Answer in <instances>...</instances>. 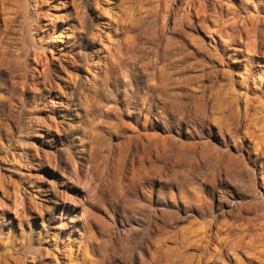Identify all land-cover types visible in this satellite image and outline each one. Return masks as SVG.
Here are the masks:
<instances>
[{
	"label": "rangeland",
	"instance_id": "1",
	"mask_svg": "<svg viewBox=\"0 0 264 264\" xmlns=\"http://www.w3.org/2000/svg\"><path fill=\"white\" fill-rule=\"evenodd\" d=\"M165 1L0 0V264H195L196 245L204 244L211 218L221 232L232 221L219 207L240 195L217 180L221 163L199 143L207 141L223 155L236 152L233 140L244 141L250 152L260 147L261 133L251 114L242 117V106L244 98L253 104L264 99V0H246L247 7L240 0L200 1L206 28L187 30L185 37L164 11ZM255 8L263 20L259 33L246 24ZM137 17L151 23L140 25ZM199 39L210 50L197 58L209 66L203 75L192 71L197 77L184 85L167 58L177 43L195 49ZM217 51L223 53L219 59ZM208 63L221 65L215 75ZM228 105L240 110L232 132L238 136L222 143L218 131H229ZM46 126L52 136L40 138ZM66 151L85 157L71 166L80 179L64 188L80 204L69 201L67 220L60 208L49 223L50 203L24 188L22 177L31 172L57 188L44 170L61 163ZM242 202L254 209L251 197ZM70 219L60 241L58 228ZM63 247L68 255L60 254Z\"/></svg>",
	"mask_w": 264,
	"mask_h": 264
},
{
	"label": "bare ground",
	"instance_id": "2",
	"mask_svg": "<svg viewBox=\"0 0 264 264\" xmlns=\"http://www.w3.org/2000/svg\"><path fill=\"white\" fill-rule=\"evenodd\" d=\"M195 1L196 0H166L165 2H167L166 4H164V6H166V8L164 6H162V8L165 10L164 11H167L168 12V17L170 18H176L177 21L173 22V23H176V28L178 31L181 32L182 36H188L189 35V32L188 31H196V32H202V29L203 28H206V19L207 18V10L205 8V5L202 4L203 3V0H197L199 2V4H197L198 7H195ZM196 1V2H197ZM202 1V3L200 2ZM206 1V0H204ZM164 2V1H163ZM169 2V3H168ZM240 4L242 7H247L249 5V2H247L246 0H240ZM252 5V4H251ZM254 5V4H253ZM187 7V10L185 9ZM255 7L258 8V4L255 3ZM211 8V6H210ZM240 8V7H239ZM254 8V7H252ZM254 9L255 10V14H253V16L249 17H246V24L249 25V29H251L253 32L255 33H259L260 30L262 29H259V25L261 23V20L258 16V12H257V9ZM156 9V8H155ZM147 10V9H146ZM152 10V9H151ZM161 10V9H160ZM251 10V9H250ZM253 10V11H254ZM244 11V10H243ZM144 12V11H143ZM162 12V10H161ZM166 12V13H167ZM145 13V12H144ZM143 14L142 17H145V15ZM148 13V12H147ZM151 13V12H150ZM141 14V15H142ZM149 14V13H148ZM147 14V15H148ZM152 14V13H151ZM154 14V12H153ZM146 15V16H147ZM167 15V14H166ZM236 15V14H234ZM247 15V14H246ZM151 16H154V15H151ZM139 18V24L142 25V24H146L145 26L148 27V23L149 22H144L143 20H149V19H145V18ZM218 17V16H217ZM220 17V15H219ZM244 18V16H242ZM148 18V17H147ZM164 18V16H163ZM167 18V17H165ZM164 18V19H165ZM263 18V17H262ZM153 19H156V16L155 18L153 17ZM163 19V20H164ZM173 19V20H174ZM151 20V19H150ZM149 20V21H150ZM172 20V19H171ZM209 20V19H208ZM155 21V20H154ZM166 21V19H165ZM216 21V20H214ZM153 22V21H152ZM171 22V21H170ZM210 22V21H209ZM264 22V21H263ZM151 23V21H150ZM159 23V22H158ZM166 23V22H165ZM138 23H136L137 25ZM153 24V23H152ZM155 24V23H154ZM153 24V25H154ZM211 24V23H210ZM209 24V25H210ZM216 24V23H214ZM244 24V25H246ZM139 25V26H140ZM152 25V26H153ZM159 25V24H158ZM161 25V23H160ZM159 25V27H160ZM243 25V24H242ZM243 25V26H244ZM135 26V25H134ZM151 26V25H150ZM151 26V27H152ZM172 26V25H171ZM170 28L172 29L174 27V25ZM242 26V27H243ZM138 27V26H136ZM144 27V25H143ZM150 27V28H151ZM162 27V25H161ZM164 27V25H163ZM220 27V26H219ZM248 27V26H247ZM264 27V26H263ZM139 28V27H138ZM158 28V26H157ZM167 28V27H166ZM218 28V27H217ZM145 29V28H144ZM152 29V28H151ZM154 29V28H153ZM160 29V28H159ZM158 29V31H159ZM168 29V28H167ZM166 29V30H167ZM220 29V28H219ZM249 29L246 28V31H250ZM264 29V28H263ZM146 30V29H145ZM188 30V31H187ZM157 31V32H158ZM163 31V30H162ZM177 31V32H178ZM204 31V30H203ZM240 31L243 32L245 31V26L244 28H240ZM264 31V30H263ZM263 31L261 32L263 34ZM141 32V31H140ZM145 32V31H144ZM143 32V33H144ZM175 32V33H177ZM251 32V31H250ZM248 32V33H250ZM252 32V34H253ZM161 34L163 32H160ZM247 34V32H245ZM260 33V34H261ZM251 34V35H252ZM261 34V35H262ZM144 35V34H143ZM154 35V33L152 34ZM245 35V34H243ZM250 35V34H249ZM247 35V38L248 36ZM260 35V36H261ZM155 36V35H154ZM153 36V37H154ZM159 36H161L159 34ZM264 36V34H263ZM183 37V38H184ZM192 37V36H191ZM191 37H189L191 39V41L193 40ZM195 37V36H194ZM197 38V37H196ZM254 38V36H253ZM181 39V38H180ZM186 39H188L186 37ZM189 39V40H190ZM195 39V38H194ZM188 40V41H189ZM255 41V40H254ZM260 41V39H259ZM262 41L263 38H262ZM167 42V41H166ZM171 41L169 40L168 42V45L170 46L171 44H169ZM173 42V41H172ZM181 42V40H180ZM195 41H193L194 43ZM175 43V42H174ZM191 43V42H190ZM237 43V42H236ZM245 44H247V42H244ZM243 43V44H244ZM263 43V42H261ZM139 44V43H138ZM167 44V43H166ZM164 45V46H167V45ZM187 44V43H186ZM241 44V43H239ZM195 45V43H194ZM158 46V45H157ZM192 46V45H191ZM190 46V48L186 47L185 46V43H177L175 45L174 48H172L171 50V54L169 55V57L167 58V64L169 67H173L175 69H173V72L172 73H175L176 75H179L180 78H177V77H167L166 78H171L172 80L173 79H180L182 80L183 84L186 85V83L189 82V80H192V75L195 74L193 73L191 75V72L192 71H200V74L199 75H203L205 72H206V69L207 65V62H205V60L203 58H197L198 55H202V56H205L208 54V50H210L208 48V50L206 49V46L205 44L199 39L198 42L196 43V48L193 49L195 46H193V48ZM151 47V46H150ZM162 47V46H161ZM160 47V49H161ZM220 47V46H219ZM142 48V46H141ZM144 48V47H143ZM158 48V47H157ZM150 49V48H149ZM147 49V50H149ZM164 49V47H163ZM145 50V48H144ZM165 50V49H164ZM92 51L94 52L95 51V48L92 49ZM163 50L161 49V52ZM258 51V50H257ZM214 52V51H213ZM95 53V52H94ZM155 54V52H153ZM217 53V58L219 57L220 58V55L223 54L222 52H216ZM153 54V55H154ZM210 54V53H209ZM226 54V53H225ZM215 55V54H214ZM157 57V56H156ZM145 58V57H144ZM155 58V57H154ZM208 58V57H207ZM218 58V59H219ZM215 59V57H214ZM217 59V60H218ZM158 60V59H157ZM209 60V59H208ZM145 61V60H144ZM220 61V60H219ZM224 62V61H223ZM222 62V63H223ZM147 66H148V63H146ZM154 64V63H153ZM210 64V63H208ZM204 65V67H203ZM210 72L212 74H216L218 72V68H219V65L217 64H210ZM221 66V65H220ZM166 68V67H165ZM224 68V67H223ZM170 69V68H169ZM222 69V68H221ZM225 69V68H224ZM166 70V69H165ZM164 71V70H163ZM172 71V70H171ZM169 70H166V73L168 72L170 74ZM208 71V72H209ZM223 71V70H222ZM171 73V74H172ZM197 73V72H196ZM165 74V72H164ZM170 74V75H171ZM223 74V73H222ZM196 75V74H195ZM193 75V77L195 76ZM221 76V75H220ZM219 76V77H220ZM197 77V75L195 76ZM194 77V78H195ZM207 78V77H206ZM251 78L250 75L246 74L245 75V80L249 81ZM208 79V78H207ZM255 79V78H254ZM169 80L170 82V79H167V81ZM217 80V79H216ZM174 81V80H173ZM194 81V80H193ZM218 82V81H217ZM168 83V82H167ZM178 83V82H177ZM247 83V82H246ZM172 84V83H171ZM199 84V83H198ZM228 84V83H227ZM201 85V83H200ZM175 86V85H174ZM178 86V85H176ZM190 86V84H189ZM185 87V86H184ZM188 87V86H187ZM186 87V88H187ZM191 87V86H190ZM202 87V85H201ZM252 87V86H251ZM180 88V87H179ZM194 89V87H193ZM195 89H198V88H195ZM194 89V90H195ZM203 90L204 89H200V96L203 95ZM175 92V90H174ZM177 92V90H176ZM188 92V91H187ZM186 92V93H187ZM247 92V91H246ZM246 92H245V95H246ZM180 92L178 91L177 94H179ZM186 93L184 95H186ZM239 93V92H238ZM241 93V91H240ZM197 94L199 93H196V96ZM188 95V94H187ZM239 95V94H237ZM254 94H252L251 96H253ZM57 96V95H56ZM173 96V95H172ZM243 96V95H242ZM250 96V95H249ZM258 96V95H257ZM256 96V97H257ZM238 97V96H237ZM241 97V95H240ZM245 97V96H244ZM242 97V99L244 98ZM248 97V96H247ZM246 97V98H247ZM180 98V96L178 97V99ZM255 98V97H254ZM253 98V99H254ZM259 97H257L258 99ZM196 99V98H195ZM236 99V98H234ZM233 99V100H234ZM256 99V98H255ZM260 99V98H259ZM175 100V99H174ZM194 99H192V102ZM207 100V99H206ZM238 100V99H237ZM244 105L242 106L243 107V116L242 117H248L250 114V119H252L253 122L255 125H257V129L259 130L258 133H261V136L262 138L260 137V135H258L262 140L258 139L261 141L260 143V147L258 146L259 143H257L258 145H256L257 147L254 148V152H250V148L245 145L244 141L242 142V140H238L236 142V140H233V145L236 148V152H228L226 153L225 155L222 154V152L220 154L219 151H218V147H215L214 145H210L207 141H201V144L200 147H203L204 149H207V150H210L212 152L213 155H215V160H218L219 163H221V165H219V172L217 173V180H219L220 182H226L228 183L230 186H231V191L235 192V193H238L240 196V200L238 201L237 199H235L234 197H232V199L229 201V202H223L222 205L219 207V210L220 212H226L228 214H231L233 216V219L232 221L230 220V222L228 223V226L226 228L225 231L221 232L220 229H216L214 230L213 228H216V219L214 217L211 218V220L209 221V223H207L208 225L205 226V231H204V234H203V237L204 238V244L202 245L200 243V245H196L198 246L197 247V252L196 253V257L197 259H194L196 260L195 264H264V99L263 101H259L258 100V103H250V99L248 98L247 100L244 98ZM180 101V100H179ZM197 101H200V100H197ZM232 101V100H231ZM253 101V100H252ZM251 101V102H252ZM256 101V100H255ZM177 102V100H176ZM191 102V103H192ZM168 103V102H167ZM186 103V102H185ZM202 103V102H201ZM201 103H196L198 104H201ZM242 103V104H243ZM175 105V103H172V105ZM178 104V102L176 103ZM228 104V103H227ZM232 104V103H231ZM168 105V104H167ZM189 105H191L189 103ZM204 108V104H202ZM201 105V106H202ZM239 105V104H238ZM53 106H55V109L58 110V106L59 104H54ZM169 106V105H168ZM186 106V105H185ZM184 106V107H185ZM196 106V105H195ZM201 106L199 108H201ZM229 106V105H228ZM227 106V107H228ZM197 107V106H196ZM250 107H253V110H252V113L249 112V109ZM191 108V107H190ZM189 108V109H190ZM239 107H237V105H235V107H233L232 105L229 106L227 109H229V114L227 115L228 118H229V131L226 132L224 130H222L221 128L219 129V135L221 137V142L222 143H226L227 141H229V139H231V137L235 134H233L232 132L235 130L234 129V126L237 125L238 123V118H237V113L240 111L238 109ZM179 109V108H176V110ZM184 109V108H183ZM252 109V108H251ZM180 110V109H179ZM195 110V109H194ZM194 110H191L192 111V114H193V111ZM197 110V109H196ZM203 110V109H202ZM200 110V112L202 111ZM189 111V110H188ZM199 111V110H198ZM197 111V114L199 115ZM205 111V110H204ZM179 112V111H178ZM203 113V111H202ZM200 113V115L202 114ZM190 114V113H189ZM196 114V113H195ZM186 115H187V112H186ZM185 116V115H184ZM179 117V116H178ZM182 117V116H181ZM191 117V116H189ZM195 117V116H194ZM203 117V116H202ZM197 119V117L195 118ZM227 119V118H226ZM246 119V118H244ZM242 119V121L244 120ZM248 119V118H247ZM249 120V119H248ZM247 120V122H248ZM251 121V120H249ZM198 122V121H197ZM245 122V121H244ZM246 122V123H247ZM250 123L251 125V122H248ZM252 123V124H253ZM192 124V123H191ZM249 125V124H247ZM254 125V127H255ZM239 126V125H238ZM192 127V126H191ZM193 128V127H192ZM41 129V128H40ZM228 130V129H227ZM256 130V131H258ZM44 131V132H43ZM147 131V130H146ZM188 131V130H187ZM248 131V130H247ZM255 131V130H254ZM140 132V131H138ZM189 132V131H188ZM116 133V132H115ZM144 133V132H143ZM257 133V132H255ZM141 134V133H140ZM146 136H147V132H145ZM151 135V133L149 134ZM148 135V136H149ZM237 135V134H236ZM235 135V136H236ZM38 136L40 138H46V139H49L50 136H52V132H51V129L49 128V126H46L44 129H41L40 130V133L38 134ZM173 136V135H172ZM238 136V135H237ZM138 137V136H137ZM136 137V138H137ZM143 137V136H142ZM219 137V136H218ZM145 138V137H144ZM152 138V137H150ZM128 139H131V138H128ZM149 139V138H148ZM236 139V137H235ZM238 139V138H237ZM147 140V139H146ZM162 140V139H161ZM174 140V139H173ZM173 140H170V141H173ZM133 141V140H132ZM154 141V140H153ZM152 141V142H153ZM159 141V140H158ZM147 142V141H146ZM150 142V141H149ZM168 142V141H167ZM259 142V141H258ZM40 143H43V140H41ZM132 143V142H131ZM169 143V142H168ZM172 143V142H171ZM198 143V142H197ZM148 144V143H147ZM181 144V143H180ZM196 144V143H194ZM214 144V143H213ZM128 145V144H127ZM143 145V144H141ZM140 145V146H141ZM154 145V144H153ZM152 145V146H153ZM160 144H158V147H159ZM163 146V144H161ZM166 145V143H165ZM172 145V144H171ZM183 145V144H182ZM193 145V144H192ZM192 145H188V147L186 149L188 150H193L195 148V145L192 146ZM157 146V145H155ZM167 146V145H166ZM177 146V144H176ZM186 146V145H185ZM198 146V144H197ZM233 146V147H234ZM255 146V145H254ZM53 147V146H52ZM161 147V146H160ZM159 147V149H160ZM165 147V146H163ZM163 147L161 149H163ZM199 147V148H200ZM90 148V147H89ZM122 148V147H121ZM168 148V146H167ZM165 147V149H167ZM177 148V147H176ZM179 148V147H178ZM253 148V147H252ZM138 149V148H137ZM164 149V150H165ZM171 149V148H170ZM155 150H158L156 147H155ZM154 150L153 153H155L156 151ZM220 150V149H219ZM242 151L244 152L241 153L239 152ZM40 151V150H39ZM83 151V150H82ZM145 151V150H144ZM160 151V150H159ZM177 151V150H176ZM36 152V151H35ZM67 153L64 154V156L62 157L61 159V163L58 162V164H51V165H48V168H46L44 170L45 173H47L48 175H50V177L52 179H54V181H56V187H53V188H49L46 184L47 183H44V181H38V175H37V178H35L34 174L31 173V172H28V173H24L23 175V182H24V188H28V189H32V191L34 190L36 193L38 194H41L42 196H44L46 199L47 202L50 203V206H47V210H48V214L50 215V217H48V220H49V223H51L53 221V219L55 218L56 215L59 214V210L60 208H62L63 211L60 212V216L63 217V220H67L69 214L67 212V210L69 209V205H71V203L69 201H74L75 203H79V198L76 197L75 195H68V193H65V189L64 188H67L69 186V183H70V180L73 181V180H79L77 179V176H79V174L76 176V168L74 173L71 174V170H72V167H73V163L76 161L80 164H82V161L85 159L84 155H79L78 157H74L72 154H70L68 151H66ZM130 152V151H129ZM137 152V151H136ZM151 152V151H150ZM158 152V151H157ZM184 152V151H183ZM65 153V152H64ZM139 153V152H138ZM142 153V152H140ZM139 153V154H140ZM144 154L146 152H143ZM192 154V153H191ZM147 155V153L145 154ZM156 155V154H155ZM91 156V155H90ZM136 156V155H135ZM138 156V155H137ZM136 156V157H137ZM223 156V157H222ZM39 157V156H38ZM37 157V158H38ZM128 157V156H127ZM142 157H143V154H142ZM146 157H149V156H146ZM88 158V157H87ZM124 158V157H123ZM139 160L141 158V155H139L137 157ZM145 158V157H144ZM53 160H55L54 157H52ZM78 159V160H77ZM132 159V158H131ZM131 159H129L131 161ZM142 159V158H141ZM75 160V161H74ZM144 160V159H143ZM149 160V159H148ZM146 160V161H148ZM141 161V160H140ZM54 162V161H53ZM132 162V161H131ZM27 163V162H26ZM50 163V161H49ZM87 163V162H86ZM139 163V162H137ZM141 163V162H140ZM89 164V163H88ZM76 167L77 165L74 164ZM93 165V164H92ZM134 165V164H133ZM137 165V164H136ZM27 166V165H26ZM29 166V165H28ZM72 166V167H71ZM74 166V167H75ZM81 166V165H80ZM135 166V165H134ZM151 166V165H150ZM32 167V165H31ZM86 167V165H85ZM88 167V165H87ZM133 167V166H132ZM136 167V166H135ZM135 167H133L135 169ZM138 167H140V165L138 164ZM153 167V166H152ZM41 167H38V168H34L35 170H39ZM141 168V167H140ZM73 169V170H74ZM133 169V170H134ZM142 169V168H141ZM140 169V170H141ZM145 169V168H144ZM30 170V169H29ZM85 170V169H84ZM143 170V169H142ZM141 170V172H142ZM35 173V172H34ZM41 177V176H40ZM138 177V176H137ZM229 177V178H228ZM42 178V177H41ZM231 179V180H230ZM230 180V181H229ZM259 180L261 182V185H260V188L258 187L257 188V185L259 183ZM77 182V181H76ZM75 183V182H74ZM240 183V184H239ZM238 185H242V188H240ZM23 189V188H22ZM21 189V191H22ZM63 189V190H62ZM16 192V191H15ZM23 192V191H22ZM27 192H29L27 190ZM34 195V194H33ZM16 196V195H15ZM27 196V195H26ZM35 196V195H34ZM33 196V197H34ZM251 197V199L255 200V203L253 204L254 206V209H251L249 208V205H247L246 203L242 202L244 198L246 197ZM36 197V196H35ZM31 198V197H30ZM33 199H30V201H32ZM247 200V199H246ZM227 201V200H226ZM33 203V202H32ZM35 203H36V200H35ZM39 203V202H38ZM33 206H36V204ZM27 207V206H26ZM30 207V206H29ZM198 207L200 206H195L196 209H198ZM36 208V207H35ZM38 208V207H37ZM40 208V207H39ZM32 209V208H31ZM41 209V208H40ZM253 210L254 213H251L249 214L251 210ZM36 210V209H35ZM39 210V209H37ZM36 210V211H37ZM31 211V210H30ZM42 211V210H40ZM198 211V210H197ZM35 212V211H34ZM42 213V212H41ZM40 213V214H41ZM39 214V215H40ZM55 215V216H53ZM36 216V215H35ZM219 221V220H217ZM67 222H72V219H70L69 221H65V222H61V225L60 227L58 228V231H57V235L56 237L60 238V241H61V238H63V232L66 228H69V224ZM224 224V223H223ZM221 226V225H220ZM225 226V225H224ZM218 227V226H217ZM221 228H224L223 226ZM221 230H224V229H221ZM203 232V231H202ZM200 234V233H199ZM55 236V235H54ZM198 236V235H197ZM196 236V237H197ZM202 234L198 237V240L201 238ZM194 242H196L197 240H193ZM192 241V242H193ZM62 243V242H61ZM193 244V243H192ZM195 245V243H194ZM193 246V245H192ZM195 247V246H194ZM202 247V250H200ZM61 252L60 254L62 256L64 255H68L66 249L61 248L60 249ZM40 251V250H39ZM41 252V251H40ZM70 255V254H69ZM50 264H53V263H50Z\"/></svg>",
	"mask_w": 264,
	"mask_h": 264
}]
</instances>
